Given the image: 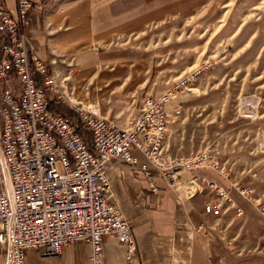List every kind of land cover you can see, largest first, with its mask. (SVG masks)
<instances>
[{
  "label": "built area",
  "instance_id": "built-area-1",
  "mask_svg": "<svg viewBox=\"0 0 264 264\" xmlns=\"http://www.w3.org/2000/svg\"><path fill=\"white\" fill-rule=\"evenodd\" d=\"M31 5L32 0H16L15 16H11L0 4V21L8 38L0 55L2 264H23L26 249L58 256L62 245L77 241L89 245L90 264H102V237L107 234L123 245V264H138L130 227L108 200L110 185L104 165L112 159L128 163L150 193L158 191L157 179L168 187L187 180L211 193L212 214L233 207L236 215H242L224 187L192 173L205 165L204 155L173 157L164 147L166 103L186 86L188 75L171 81L157 95L143 97L136 113L120 125L59 92L53 75L22 31ZM35 73L42 78L38 80ZM46 91L65 98L76 114L50 110ZM179 110L174 108V114ZM131 148L144 157V163L135 165ZM236 190L246 194L245 189Z\"/></svg>",
  "mask_w": 264,
  "mask_h": 264
},
{
  "label": "rangeland",
  "instance_id": "rangeland-1",
  "mask_svg": "<svg viewBox=\"0 0 264 264\" xmlns=\"http://www.w3.org/2000/svg\"><path fill=\"white\" fill-rule=\"evenodd\" d=\"M65 2L94 19L96 29L111 23V40L100 46L112 51L106 64L118 69L108 84H57L59 92L101 115L127 116L125 123L143 97L188 75L170 100H180L182 110L171 131L176 154L168 153L204 155L200 168L231 181L221 185L231 199L239 196L264 214V0H55Z\"/></svg>",
  "mask_w": 264,
  "mask_h": 264
},
{
  "label": "crops",
  "instance_id": "crops-1",
  "mask_svg": "<svg viewBox=\"0 0 264 264\" xmlns=\"http://www.w3.org/2000/svg\"><path fill=\"white\" fill-rule=\"evenodd\" d=\"M0 4L15 16V0H1ZM72 5L33 0L22 31L53 75L54 84H63V87L84 84L85 88L87 84H108L118 68L106 64L112 51L102 49L100 44L111 40V23L108 28L96 29L94 19L79 15ZM126 27L125 20L122 30ZM117 51L119 56L123 55L121 49L113 50ZM35 76L38 80L42 78L39 73ZM57 99L70 106L65 98ZM170 100L166 103L170 120L164 146L174 155L170 148L171 131L180 112L174 114L173 108L180 105L181 111L182 106L180 100H173L172 104ZM125 118L115 120L125 125ZM131 154L136 158V166L145 162L136 148H131ZM105 169L110 183L108 200L118 207L130 226L138 264H264V214L250 202L233 195L232 189V200L244 214L236 215L231 207L214 215L208 201L211 193L199 190L187 180L168 187L157 179L158 191L150 193L140 174L128 163L112 160L105 164ZM199 169L194 173L224 187L232 185L219 171L209 167ZM123 251L117 237L111 234L102 237V264H123ZM89 252V245L83 241L62 245L59 256H43L40 249H26L23 264H90Z\"/></svg>",
  "mask_w": 264,
  "mask_h": 264
},
{
  "label": "trees",
  "instance_id": "trees-1",
  "mask_svg": "<svg viewBox=\"0 0 264 264\" xmlns=\"http://www.w3.org/2000/svg\"><path fill=\"white\" fill-rule=\"evenodd\" d=\"M1 1V0H0ZM45 2V0H42ZM8 41V38L6 36L5 30L3 28V25L0 21V55L2 53V46ZM11 86L13 88V92H17L16 82L14 79L11 80ZM46 99H47V107L52 111H57L65 115L73 116L76 113L71 109L66 103L60 101L59 99L55 98L54 96H49L47 93Z\"/></svg>",
  "mask_w": 264,
  "mask_h": 264
},
{
  "label": "bare ground",
  "instance_id": "bare-ground-1",
  "mask_svg": "<svg viewBox=\"0 0 264 264\" xmlns=\"http://www.w3.org/2000/svg\"><path fill=\"white\" fill-rule=\"evenodd\" d=\"M33 50H34V49H33ZM34 51H35V50H34ZM72 108H73V107H72ZM73 109H74V108H73ZM166 110H167V109H166ZM93 111H95V110H93ZM168 115H169V113H168ZM117 122H118V121H117ZM168 122H169V118H168ZM168 122H167V123H168ZM167 123H166V128H167ZM118 124H119V122H118ZM125 124H126V123H125ZM120 125H121V124H120ZM165 134H166V132H165ZM164 137H165V136H164ZM163 144H164V140H163ZM112 160H118V159H112ZM112 160H109V161H112ZM109 161H107V162H109ZM107 162H106V163H107ZM106 163H105V164H106ZM104 166H105V165H104ZM105 170H106V169H105ZM184 181H185V180H182V181H179L178 183L181 184V183H184ZM109 185H110V183H109ZM109 190H110V189H109ZM108 198H109V197H108ZM111 203H112V202H111ZM113 204H114V203H113ZM117 208H118V207H117ZM121 215H122V214H121ZM127 223H128V222H127ZM128 225H129V224H128ZM66 244H67V243H66ZM101 249H102V248H101ZM60 250H61V249H60Z\"/></svg>",
  "mask_w": 264,
  "mask_h": 264
}]
</instances>
